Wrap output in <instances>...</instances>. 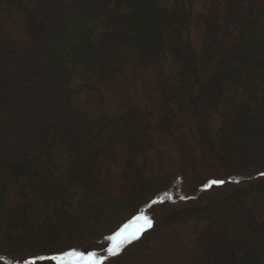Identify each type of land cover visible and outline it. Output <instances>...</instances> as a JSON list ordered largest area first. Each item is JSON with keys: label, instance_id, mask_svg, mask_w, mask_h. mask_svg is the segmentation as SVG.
I'll list each match as a JSON object with an SVG mask.
<instances>
[{"label": "trees", "instance_id": "16d2710c", "mask_svg": "<svg viewBox=\"0 0 264 264\" xmlns=\"http://www.w3.org/2000/svg\"><path fill=\"white\" fill-rule=\"evenodd\" d=\"M78 252L264 264V0H0V256Z\"/></svg>", "mask_w": 264, "mask_h": 264}, {"label": "rangeland", "instance_id": "374dc122", "mask_svg": "<svg viewBox=\"0 0 264 264\" xmlns=\"http://www.w3.org/2000/svg\"><path fill=\"white\" fill-rule=\"evenodd\" d=\"M21 48H22V46H21ZM15 51L16 52H15V54H13L10 62L11 63L16 62V64L18 63L17 64L18 67L22 66L23 64L24 65L28 64V59L22 60V55L20 53H17V50H15ZM22 67H23L22 69L25 68V66H22ZM22 72H23V70H19V68H17V70L15 71V74H21ZM237 184H238V181L229 182V183L224 182L221 184H213V183L209 184L207 186V188L204 189L207 192L205 194H202L203 198H204L203 202H206L207 200H209L211 196H212V199H216V197L224 194V191L226 188L231 187L233 189V188H235L234 185H237ZM185 199H186V197L182 192V187L179 185L178 180L175 179L170 183L168 191L165 192L163 195H161L159 197V199L157 200V202H163L165 207H175V206L181 205L180 204L181 201H184ZM145 216L146 215L144 214V211H143L137 217H143L146 219ZM133 221L128 224V225L131 224L132 227H130L128 229V233L125 234L128 238L124 239L123 242L124 241L129 242V241L135 239L137 237V235L140 234L147 227V225L144 224V220L136 221V223H133ZM133 232L137 233L135 238L130 235ZM176 245H177V241H175L174 243L172 242L170 245V247L173 248V252H175L174 248H176ZM85 246L89 248V244L82 246V248ZM109 254H108V256H109ZM80 255H81L80 252L68 254L66 256H63L66 259L63 257L48 258V257H37V256H32V255H17V256H15V255H1L0 256V264H75L76 261L79 260ZM105 257L106 256L102 257L99 260V263H100V261L107 258V257L106 258ZM155 258H156V256H155ZM166 258H167L166 256H163L162 259L165 260ZM174 258H176L177 264L182 263V260L180 259V257L175 255ZM93 261H94V257L91 256V258L89 259V261L87 263L91 264V262H93ZM82 264H84V263H82ZM96 264H98L97 261H96Z\"/></svg>", "mask_w": 264, "mask_h": 264}, {"label": "snow or ice", "instance_id": "6c2138e0", "mask_svg": "<svg viewBox=\"0 0 264 264\" xmlns=\"http://www.w3.org/2000/svg\"><path fill=\"white\" fill-rule=\"evenodd\" d=\"M213 184H221L223 183L222 181H213L212 182ZM140 220H144V224H146L148 227L151 226V222L146 220L145 218L143 217H136L135 220L133 221V223H136V221H140ZM132 227V225H125L123 229H121L120 232L116 233L115 236H113L111 239L116 243V247H119V244L121 242H123L124 239H127L128 237L125 235L126 233H128V229ZM139 231V230H138ZM132 237H136L137 233L133 232L130 234ZM110 252L114 251V249H109ZM91 264H96V262H91Z\"/></svg>", "mask_w": 264, "mask_h": 264}]
</instances>
